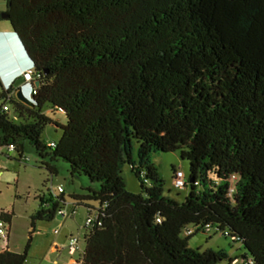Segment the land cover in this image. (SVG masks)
I'll return each instance as SVG.
<instances>
[{
    "label": "trees",
    "instance_id": "1",
    "mask_svg": "<svg viewBox=\"0 0 264 264\" xmlns=\"http://www.w3.org/2000/svg\"><path fill=\"white\" fill-rule=\"evenodd\" d=\"M1 1L35 94L26 105L22 77L0 83V150L24 163L30 150L50 177L63 161L95 186L68 196L92 219L78 264H264V0ZM49 125L58 141L41 139ZM155 153L188 162L187 179L172 168L183 201L164 195ZM57 188L38 197L32 231L65 210ZM11 217L0 212V264H24ZM212 228L242 255L188 247Z\"/></svg>",
    "mask_w": 264,
    "mask_h": 264
},
{
    "label": "rangeland",
    "instance_id": "2",
    "mask_svg": "<svg viewBox=\"0 0 264 264\" xmlns=\"http://www.w3.org/2000/svg\"><path fill=\"white\" fill-rule=\"evenodd\" d=\"M4 8L5 4L0 0V13ZM8 28L9 24L6 21H0V29ZM0 58L2 59L0 67L7 66L5 62L8 57L2 49H0ZM55 119L63 120V116L56 114ZM60 136V130L49 125L45 128L41 139L44 142H55ZM7 154L5 150H0V212H8L12 215L8 238L9 249L22 253L28 246L27 259L24 264H72L77 262L85 246L83 228L87 210L83 206H74L68 200V196L81 193L87 187L95 188V186L89 183L86 177L71 178L68 172L69 167L63 161L56 163L57 175L50 177L44 169L39 168L38 158L30 150L24 154L25 163L18 160L15 154H8L11 158H8ZM133 157L136 159L135 148ZM150 161L157 167L163 181L164 195L178 202L183 201L188 188L177 190L172 187V168L181 170L187 179L188 162L181 160L176 153H155L151 155ZM122 176L127 190L137 193L139 183L128 166L123 169ZM57 186L62 187L66 196L65 210L68 216L64 220L57 216L51 222H35L32 231L30 222L32 215L38 209V197L47 196L49 190L56 193ZM70 238L78 240L79 250L73 252L69 250L68 240ZM54 241L56 243L53 245ZM187 245L190 249H198L200 252L207 249L223 251L229 257L240 256L243 253L239 243L221 236L213 228L208 233L201 231L193 234L188 238Z\"/></svg>",
    "mask_w": 264,
    "mask_h": 264
},
{
    "label": "crops",
    "instance_id": "3",
    "mask_svg": "<svg viewBox=\"0 0 264 264\" xmlns=\"http://www.w3.org/2000/svg\"><path fill=\"white\" fill-rule=\"evenodd\" d=\"M7 30L8 29H0V41L3 44V47H2L3 51H5V55L8 57L7 64H9L13 68V71L15 72L19 70H24L28 63L20 49L18 42L13 36H11V34L7 32ZM9 75L11 74L9 73ZM72 215H74V213ZM57 216L61 218L62 220H64V218L68 216V213L65 216H59V215ZM55 243L56 242L54 241L53 245ZM53 248L57 249L56 246H53Z\"/></svg>",
    "mask_w": 264,
    "mask_h": 264
},
{
    "label": "built area",
    "instance_id": "4",
    "mask_svg": "<svg viewBox=\"0 0 264 264\" xmlns=\"http://www.w3.org/2000/svg\"><path fill=\"white\" fill-rule=\"evenodd\" d=\"M22 79L23 81L29 83L30 85V89H29V92H28V100H31V95L32 94H35V88H34V85L30 84V82H32V78H31V71L30 69L26 70L23 72L22 74ZM5 110V108L3 107L2 108V111ZM13 150L12 147L9 148V152H11ZM185 184V181H184V178H183V175L181 172H178L176 174V176L174 177V180H173V185L174 187L176 188H182ZM58 192H61V188L58 187L57 188ZM67 214L66 210H62L58 213L59 216H65ZM91 217H87L86 220H85V225L88 226L91 224ZM205 232H209V229H206ZM56 233V231H55ZM5 236V224L3 221L0 220V238H3ZM68 248L70 251H77L79 250V247H78V240L76 238H70L68 240ZM72 264H78V262H73Z\"/></svg>",
    "mask_w": 264,
    "mask_h": 264
},
{
    "label": "clouds",
    "instance_id": "5",
    "mask_svg": "<svg viewBox=\"0 0 264 264\" xmlns=\"http://www.w3.org/2000/svg\"><path fill=\"white\" fill-rule=\"evenodd\" d=\"M8 33L11 34V36H13L16 39L17 36L15 35V33L14 34L12 32H8ZM1 49L3 50L2 47H1ZM0 61L2 63V59L1 58H0ZM5 63H7V61ZM27 63L28 64H27V66H26V68L24 70H19V71H16V72L13 71V68L9 64H7V66H1L0 67V83H1V86L4 89L10 88L17 79L22 77V74H23L24 71H26L28 69H31L30 61L27 62ZM9 73L11 75H9ZM22 83L19 85L18 91H21V93L27 98L28 92H29V89H30V85H29V83H27L25 81H23Z\"/></svg>",
    "mask_w": 264,
    "mask_h": 264
},
{
    "label": "water",
    "instance_id": "6",
    "mask_svg": "<svg viewBox=\"0 0 264 264\" xmlns=\"http://www.w3.org/2000/svg\"><path fill=\"white\" fill-rule=\"evenodd\" d=\"M6 17H7V16H6L5 14H3V13L0 14V18L5 19ZM12 33H13V32H12ZM13 34H14V33H13ZM16 41L18 42V44H19V46H20V49H21V51H22V53H23V55H24L26 61L29 62V59H28V57H27V55H26V53H25V50H24V48H23V46H22L20 40H19L17 37H16ZM1 47H3V44H2V42L0 41V49H1ZM35 86L37 87V86H38V83H35ZM16 98H17L19 101H21L22 103L26 104V105H31V101L28 100V99H27V98L21 93V91H17V93H16Z\"/></svg>",
    "mask_w": 264,
    "mask_h": 264
}]
</instances>
